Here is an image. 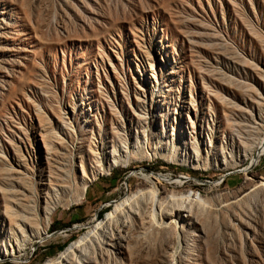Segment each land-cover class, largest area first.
I'll list each match as a JSON object with an SVG mask.
<instances>
[{"label":"rangeland","instance_id":"1","mask_svg":"<svg viewBox=\"0 0 264 264\" xmlns=\"http://www.w3.org/2000/svg\"><path fill=\"white\" fill-rule=\"evenodd\" d=\"M260 145L264 0H0V255L22 249L0 264H59L139 192L158 225L136 216L83 264H264ZM184 196L202 205L161 209ZM14 199L46 239L17 231Z\"/></svg>","mask_w":264,"mask_h":264},{"label":"bare ground","instance_id":"2","mask_svg":"<svg viewBox=\"0 0 264 264\" xmlns=\"http://www.w3.org/2000/svg\"><path fill=\"white\" fill-rule=\"evenodd\" d=\"M259 138H261V136ZM258 141L259 140H257V142ZM255 145L257 146L258 144L256 143ZM263 147V145H260L257 148L259 153L261 151L263 152ZM117 163L118 162L115 159L112 165L116 166ZM81 171L85 183L76 191V197L78 200L83 199L88 184L94 180L90 179L84 166H81ZM141 176L146 178L147 180H150L155 186L159 183L158 179H156L154 175L150 176L141 174ZM70 189V187L66 188V190ZM53 196L55 198V201L51 202L49 200V191L46 192L45 205L42 210L41 218L43 224L47 226L49 225L50 216L55 211L56 207L60 204L57 191H54ZM19 200L20 199H14V201L8 203L6 207V211H8L7 215H9V217L13 221H17L15 224L17 227V231L19 229V231L23 233V228H28L30 232L33 233L32 237H34L35 241L40 242L43 239H46L48 237L46 232L47 229L42 227L39 229L37 223L39 221L37 219L31 220L26 216L18 215L16 213L15 209H20V207L22 208L23 206V204L19 202ZM197 201V198L191 196H184L180 198L170 197L169 201L165 202L161 209L165 210V206H167V203L169 202H180L182 208L190 206L192 209V206L195 205ZM198 202H200V205H202V201ZM110 207L112 210L108 214V218L104 223H99L98 220H93L86 225H79L76 227V231L88 232L84 234V237L82 239L75 243L71 250L68 251L64 258L61 259L59 264H70L69 260H76L78 262L77 264H83L84 260H90L91 249L96 251L98 250V246L103 247L104 243L110 239L118 240L125 234L130 235L134 229L133 221L136 216H142L143 221H145L146 225L151 222L153 223V226L158 225V199L153 193L145 194L143 192H139L138 194L133 196L125 194L116 202H113ZM116 233L118 235H116ZM21 251L22 249L19 246L16 247V249L14 247H11L10 250H3L0 255V261L5 262L7 260H18L16 256Z\"/></svg>","mask_w":264,"mask_h":264},{"label":"trees","instance_id":"3","mask_svg":"<svg viewBox=\"0 0 264 264\" xmlns=\"http://www.w3.org/2000/svg\"><path fill=\"white\" fill-rule=\"evenodd\" d=\"M114 173H115V172H112V173H111V179H110L111 182H112L113 180H115V176H116V175H115ZM113 183H114V182H113ZM101 216H102V215H101ZM101 216H100V217H101Z\"/></svg>","mask_w":264,"mask_h":264},{"label":"water","instance_id":"4","mask_svg":"<svg viewBox=\"0 0 264 264\" xmlns=\"http://www.w3.org/2000/svg\"><path fill=\"white\" fill-rule=\"evenodd\" d=\"M225 177V176H224ZM113 202L108 203L107 205L110 206ZM103 206H100V208L98 209V211H100L102 209Z\"/></svg>","mask_w":264,"mask_h":264}]
</instances>
